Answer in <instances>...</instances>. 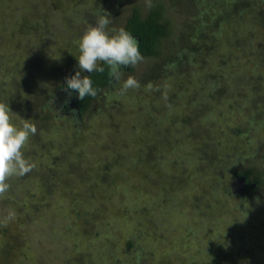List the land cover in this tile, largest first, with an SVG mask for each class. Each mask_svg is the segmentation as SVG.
I'll use <instances>...</instances> for the list:
<instances>
[{
	"label": "rangeland",
	"instance_id": "obj_1",
	"mask_svg": "<svg viewBox=\"0 0 264 264\" xmlns=\"http://www.w3.org/2000/svg\"><path fill=\"white\" fill-rule=\"evenodd\" d=\"M94 1L100 3L105 1V4L111 6L117 4L121 9L136 2L138 4L144 2V0H124L120 3L117 0ZM195 1L200 3L197 12L205 11L203 15L207 12L206 3L213 2V0H180L179 3L175 2L174 7L177 13L174 10L168 12L171 27L176 32L175 35L178 34V30L183 26L184 21L191 15L190 9L194 8ZM249 1L260 2L258 10L250 8L245 14L241 13L238 22L236 19L230 18L233 20L232 25L234 24L235 33L231 29H227L224 32V37L231 38L233 41L223 42L230 45L231 49H235L240 43L251 49L255 47L257 51H252L251 54L255 58L263 59V68L264 24L260 21L262 28L257 33V25H253L257 23L252 17H255L256 14L257 21L264 20V0ZM23 3L22 0L19 5ZM0 6H2L1 1ZM215 14L216 12L211 13V15ZM120 16H116V20L119 21ZM87 17H89V20L91 19L90 15L85 14L84 18ZM0 18H2L1 11ZM239 22L240 25L248 26L246 27L248 29L246 36L240 32V37L236 35V31L240 27ZM86 24H88V21ZM0 26L2 25L0 24ZM73 26L72 34L74 37H78L83 25L73 24ZM2 27H0V36L3 35L5 44L2 51L0 50V55H8L10 51L7 49L11 48V51H14L16 47L13 40L5 33L6 27ZM251 33L252 35L249 37ZM67 34V37L72 35L71 32H67ZM72 40L74 39H70V41ZM198 56L201 57L202 55L198 54ZM229 57L228 59H230ZM254 57L249 55L248 58L243 57L245 60L241 58L242 65H249L248 59H255ZM232 61L233 59L230 60V62ZM135 67V72L129 76L135 77L140 83V87L136 89L137 92L140 91L139 94H142L140 101L139 97L136 96L130 100L124 98H118L116 101L112 98L108 101L103 100L101 104L99 103L98 115L97 111H94L96 114L90 113L85 123L79 126L67 123L66 119H63L60 115V118L56 119L55 122L48 123L49 127L44 128L43 131L41 130L39 138H35L31 147L35 149L34 155H37L34 172L24 179L13 176L8 181L10 184L9 191L3 197H0V264H75L73 258L82 257L83 255L94 260V258H97L95 248L86 250L85 245L94 244L98 241H100V247L96 245L98 250L103 249L102 246H105V248L109 246L106 249V256L102 255L103 252L98 254V256L105 258L103 264H116L114 260L117 258L123 264L129 261L128 251L133 257L134 250L128 249L127 251V249H124L120 251L116 247L117 242L119 243L116 234L123 235L121 237L123 239L122 244H125V240H134L135 236L132 231L134 230L137 234L140 233L139 226L142 230H149L146 234L155 236L156 230L148 222L152 221L154 225L155 218L158 221L157 234L162 237L157 239L158 245H153L152 238H148L147 235L137 242L135 247L143 251L142 264H201V262H203L202 264H210L207 260H201L198 254L209 246L218 255L221 264L223 260L228 259V254H224L225 258L223 259V252L217 246V241L214 240L213 235L230 226L233 221L232 208L228 205L221 212V207H219L212 213L210 212L208 217V211L205 209L206 204L202 202L197 204L201 208L196 205L193 194L197 193V188L202 191L203 178L197 177L196 180L194 171L196 166H202V164L198 160L185 161L187 156L184 154V151L186 153L190 152L189 154L195 159V154L201 153L202 146L211 140H216L213 138H216L217 135L216 137L211 135L213 138L209 139V132L204 133L201 129L196 136L197 138L192 139L194 141H185L184 144L179 138L178 144H175L176 137L169 136L165 140L166 144L163 143V147L156 152L151 148V146H154L153 141H148L150 130L144 123L146 121V107L150 106V109L154 110L152 104L159 105V95L169 97V90L175 89L178 84L176 89L179 92L176 98V105L178 106L175 109L179 111L183 108L187 110L190 105V108L194 107L191 111L194 116L192 117L193 124L196 127L194 119L201 114V111L207 109L206 107L203 108V105L206 104L208 94L203 98L199 97V107H196L192 105V100H188L191 95L193 97L195 89L190 88L191 90L185 93L186 87L184 88L182 83L181 86L179 79L174 80L169 76L157 77L152 82H142L140 80L142 79L141 73L144 70L148 71L149 63L140 62ZM7 68H10V66H7ZM170 70L172 69L169 68ZM3 74V71L0 72V78ZM23 74L24 76L27 75L25 76L27 81L33 79L34 72H28L26 69ZM37 75L43 76V72ZM262 75L258 74L256 78H261ZM14 78L21 81L20 73H17ZM13 80L11 78L9 83L13 84ZM219 84L220 86L224 85L222 82H219ZM204 87V83L199 84L197 90ZM129 92L128 90L123 95L130 94ZM231 96L228 91L225 94H216V103L207 106L211 113L210 123L213 128H218V130L221 127L226 128L228 126L229 131H227L224 147L231 145L234 151L243 154L247 150L249 139L254 144V148L260 146V142L264 140V134L261 132L264 129L260 132H258L260 129L255 130L254 133L256 134L251 132L249 137L232 136L230 130L237 126L236 121L239 123L240 121L237 120L239 115L237 116V113L234 112L235 109H230L227 102ZM21 98H23V94ZM20 100L15 95L13 96L11 102L12 108H14L12 122L18 126H22L24 120H29L30 123L35 124L33 120L38 118L40 110L36 108L35 104L30 105V103L25 102L24 107H22L21 104L23 103ZM260 102L259 106L263 108L264 98ZM158 109L157 115L164 117L165 113L159 112H167L170 107L168 105L162 108L159 106ZM254 113L253 111L251 115ZM43 114L51 115L49 111H45ZM134 120H139L145 124L142 125L140 122L142 126H139L137 133L135 131L136 135L126 132ZM228 121L234 122L235 125L228 124ZM35 125L37 126V124ZM104 128L107 129V132ZM189 128L191 127L180 130L179 135L189 133ZM169 129L171 128L167 124L165 126L160 125V130L161 132L163 130L164 135ZM185 135L183 134L182 137H185ZM151 138L149 139L151 140ZM132 146L134 147L133 150L131 149ZM25 150L26 145L23 151L25 152ZM129 150L132 155L130 154L131 157L126 159L124 156H128ZM198 150L200 151L198 152ZM234 157L237 161V156L234 155ZM178 162L183 167L185 166V177L188 176L189 181L181 193H177L174 197L170 196L171 199L167 201L164 200L168 197L165 194V185H169V183L165 180V177H177L183 172L182 168L178 167ZM130 164L135 165L131 167ZM204 165L206 164L204 163ZM128 168L132 169L129 170ZM158 169L163 176H157L160 173ZM151 171L155 179L150 177L151 180L149 181L152 185H147L145 181L147 179L143 177L147 173L150 174ZM199 180L201 184L197 186ZM171 181L173 182V179ZM235 192L241 194L242 191L236 187ZM203 193L205 195L203 191L202 196ZM162 200H164L163 203H161ZM170 202L172 203L170 204ZM153 207H158V209L152 211ZM128 208L135 209L136 214L131 213ZM10 212L14 213L13 218L6 219ZM124 212L125 217H122ZM239 215L242 216L241 213ZM244 217L250 220L252 215L247 214ZM203 222L206 226L200 225ZM233 227H236L235 233L242 236L254 235L253 230L255 228H251L249 225L245 229L237 228L236 225L232 226V229ZM109 230L112 233H108ZM240 238L242 237H238V239ZM159 239L160 241H158ZM254 239L257 243L256 247L254 243H251V246H253L251 249H254L253 256L249 257L246 253L248 249H246L245 255L233 256L235 260L233 264H264V237L254 238L253 236V242ZM233 241L234 238L224 241L226 243L225 248L232 247V244H235ZM69 250H74L77 254L68 256L66 252L69 253ZM151 251L155 255H150L151 258L148 259ZM259 253L261 254L257 256ZM208 260L211 261V259Z\"/></svg>",
	"mask_w": 264,
	"mask_h": 264
},
{
	"label": "trees",
	"instance_id": "obj_2",
	"mask_svg": "<svg viewBox=\"0 0 264 264\" xmlns=\"http://www.w3.org/2000/svg\"><path fill=\"white\" fill-rule=\"evenodd\" d=\"M0 1L2 2V6H0L2 13L0 24L6 27L5 33L13 40L16 47L14 51H11V48L7 49L10 51L8 55H0V72L3 71L4 73L0 78V102L7 103L13 112L14 108H12L11 102L15 95L16 98L21 99L20 102L23 103L21 104L22 107H24L25 102L30 103V105L35 104L36 108L40 110L38 118L33 120L37 124V133L31 136L29 142L26 144L25 158L35 162L37 155H34L35 149L31 148L33 141L35 138H39L41 130L43 131L45 130L44 128L49 127V124L59 119L60 115L63 119H66L67 123L79 126L85 123L90 113L96 114L94 111L100 110V108L98 109L99 103L101 104L103 100L108 101L111 98L115 101L118 98L130 100L136 96L139 97L140 101L142 94H139V90L137 92V88L129 89L130 94H119V89L124 81L135 72L136 65L122 70L119 83H116L110 77L107 65H100V67L105 69L104 72L82 73V75H90L93 87L97 89L95 97L87 96L82 101L78 98V92L66 90L65 78L74 75L79 70L77 59L80 55L79 42L83 33L90 25L95 24L99 16L110 14L112 20V23L109 25L110 32L112 29L119 30L120 28H124L139 41L140 51L144 57L142 62H148L150 66L148 71H142V79H140L142 82H152L157 77L164 78L168 76L174 78V80L179 79L180 84L182 83L184 88L186 87L185 93L190 91V88L196 90L193 97L191 95L188 98V100H192V105L196 107H199V97L203 98V96L205 97L208 94L205 101L206 104L203 105V108L206 107L207 109L201 111V114L194 119L196 127L193 124L192 117L194 116L191 111L194 107L190 108V105L187 110L184 108L179 111L175 109L178 106L176 105V98L179 93L176 91L178 84L175 89L172 87L173 89L169 90V97L167 95L163 97L159 95V105L156 106L153 103L154 110H151L150 106L146 107L145 110L146 121L144 123H146V127L150 130L148 141H153L154 146H151V148L157 152L163 147V143L166 144L165 140L169 136L176 137L175 144H178L179 140L183 141L182 144H184L185 141H194L201 129L204 133L209 132V139L217 135L216 138H213L216 140H211L202 146L201 153L195 154V159L189 154L190 152L186 153L184 151V154L187 156L185 161L198 160L202 164V166H196L194 176L196 180L197 177L203 178V188L202 191L200 188L196 189L197 193L193 194V200L196 205L201 202L206 204L205 209L208 211V217L210 212L212 213L219 207H221V212L228 205L232 208L233 224L231 223L223 231H219L218 234L213 235L214 240L217 241V246L223 252V259L225 258L224 254H228V259L223 260L222 264L235 263L233 256L245 255L246 249H248L249 253H246L249 257L253 256L254 249H251L253 247L251 243H254L255 247L257 243L255 239L253 242V236L254 238L264 237V140L260 142V146L254 148V144L249 139L247 150L243 154L234 151L231 145L224 147L227 131H229L228 126L226 125V128L221 127L219 130L218 128H213L210 123L211 113L208 107L216 103V94H225L228 91L232 96L227 102L230 109H235L234 112L237 113V116L239 115L237 120L240 121V123L236 121L237 126H234V122L228 121V124L231 123L234 126V129L230 130V134L234 137H249L251 132L254 133L257 129H260L259 131L257 130L260 132L264 129V106L263 108L259 106L260 101L264 98L263 59L259 57L255 58L251 54L252 51H257L255 47L251 49L247 45L244 46L243 43H240L235 49H231L230 45L225 42L229 43L228 40H233L226 36L224 37V32L227 29H231L235 33L234 24L232 25L233 20L230 18L236 19L237 22L240 21L239 15L241 13L245 14L250 8L258 10L260 2L249 0H213V2L210 1V5L206 3L205 8L207 12L203 15L205 11L197 12L200 3L195 1L194 8L190 9L191 15L184 21L183 26L178 30V34L175 35L176 32L171 27V19L168 17V12L174 10L177 13L174 3H179L180 0H150L148 2L144 0V2L141 1L143 4L136 2L123 9L117 4L111 6L105 4V1L100 3L94 0H23L24 3L21 5L19 3L22 0ZM123 1L117 0L119 3ZM215 12V15H211V13ZM85 14L90 15L91 19L89 20V17L84 18ZM118 15H121L119 21L116 20V16ZM252 18L257 23L253 25H257V33H259L258 30L262 28L261 22L264 24V20L260 19L257 21L256 14ZM87 21L88 24H86ZM73 24L83 25L79 35L77 34L78 37H74L72 34L74 29ZM239 26L238 30L236 29V35L240 37V32L246 36V31L248 30L246 27L248 26L240 25V22ZM67 32H71V37L66 36L68 35ZM251 35L252 33L249 37ZM72 38L74 40L70 41ZM4 44V37L1 34V51L4 48ZM198 54L202 56L200 57ZM249 55L255 59L250 58L248 59L249 65H242V59L245 60L243 57L248 58ZM228 56H230V59H228ZM231 59H233L232 62H230ZM7 66H10V68H7ZM169 68L172 69L170 70L171 72ZM26 69L28 72H34L33 79L30 81H27L25 77L27 73L25 76L23 74ZM40 72H43V76L37 75ZM17 73H20L21 81L14 78ZM258 74L263 75L261 78H256ZM11 78L12 80L14 79L13 84L9 83ZM219 82H222L224 85L220 86ZM197 83H204L205 87L197 90V86L199 85ZM1 85H3V88ZM26 90H28L27 94L25 93ZM64 91H69L72 95H75L77 98L75 106H69L67 103L60 104L61 93ZM22 94L23 98H21ZM26 105L28 106V104ZM167 105L170 107L167 112H159L165 113V116H158L156 112H158L159 106L162 108L163 106L167 107ZM147 109L149 110L148 112ZM45 111H49L51 115L43 114ZM253 111L255 113L251 115ZM140 122L139 120H134L126 132L136 135L139 126L145 125L142 122V125H140ZM166 124L171 129L164 135L162 132L165 127L161 132L160 125L165 126ZM187 127H191L188 130L189 133H183L186 134L185 137H182L183 134L179 135L180 130ZM104 130L107 132V129L104 128ZM261 132L264 134V130ZM150 137H152L151 140L149 139ZM131 149L133 150L134 147L132 146ZM130 154L131 151L129 150L128 156L124 157L129 159L131 157ZM234 155L237 156V161ZM247 158L249 160H244ZM134 165L130 164L131 167H134ZM178 167L182 168L183 172L181 174L177 175V177H165L169 185H165V194L168 197L164 198V200L168 201L171 197L176 196L177 193H181L189 181L188 176L185 177V166L183 167L178 162ZM158 171L160 173L157 176H163L159 169ZM33 172L34 169L30 173L20 177V179L26 178ZM176 172L178 173V171ZM150 177L155 179L152 171L143 177L147 179L145 180L147 185H152L149 181L151 180ZM241 178L245 181L246 189L245 192L237 194L233 185ZM171 179H173V182ZM175 179L179 180L176 181ZM14 181L17 182L16 180ZM200 184L199 180L197 186ZM203 191L205 195L203 193L202 196ZM44 192L48 193L47 191ZM197 206L201 208L199 205ZM128 209L131 213L136 214L135 209ZM156 209L158 207H153L152 211ZM247 214L252 215L250 220L246 217L243 218ZM122 217H125V212ZM148 222L156 230L155 236L146 234L149 230H142L141 226H139L140 233L137 234L134 230L132 231L135 236L134 240H125V244H122L121 241L123 239L121 237L123 235L116 234L119 241L116 247L120 251L124 249H127V251L128 249L134 250L133 257H131L128 251L129 261L123 264H142L143 251H140L135 246L145 235L148 238H152L153 245H158L157 239L162 237L157 234L158 221L155 218L154 225L152 221ZM200 225L206 226L204 222ZM235 225L240 229H245L248 225L251 228H255L253 230L254 235L242 236L235 233L236 227L232 229V226ZM152 228L150 229L152 230ZM108 233H112L111 230ZM238 237L242 238L238 239ZM230 238H234L233 242L235 244L226 249L224 241H228ZM99 242L85 245L86 250L95 248L98 259L94 258L92 260L83 255L82 257L75 256L76 258H73V262L75 264H103L105 258L98 256V254L103 252L104 254L102 255L106 256V249L109 246L107 248L102 246L101 248L103 249L98 250L96 245L99 246ZM66 254L71 256L77 253L74 250H69V253L66 252ZM78 254L81 255L80 253ZM198 254L201 260H207L210 264H221L218 255L213 252L210 246L207 249L204 248ZM260 254H257V256ZM150 255H153L152 251L149 253L148 259L151 258ZM259 257L263 258L262 256ZM208 259H211V261ZM120 261L118 258L114 260L116 264H122Z\"/></svg>",
	"mask_w": 264,
	"mask_h": 264
},
{
	"label": "clouds",
	"instance_id": "obj_3",
	"mask_svg": "<svg viewBox=\"0 0 264 264\" xmlns=\"http://www.w3.org/2000/svg\"><path fill=\"white\" fill-rule=\"evenodd\" d=\"M111 23L110 14L101 15L94 25L87 28L79 42V70L65 78L66 90L78 92V98L82 101L87 96L97 95L90 75L82 73L104 72L105 69L100 65H107L110 77L119 83L123 69L135 66L144 59L139 41L124 28L112 29L110 32ZM139 87V81L129 76L120 87L119 94ZM12 115L9 105L0 102V197L9 191L8 181L13 176L23 177L36 167L35 162L25 158L23 149L31 136L37 133V127L29 120H24L22 126H17L12 122ZM13 216L14 213L10 212L6 219Z\"/></svg>",
	"mask_w": 264,
	"mask_h": 264
},
{
	"label": "flooded vegetation",
	"instance_id": "obj_4",
	"mask_svg": "<svg viewBox=\"0 0 264 264\" xmlns=\"http://www.w3.org/2000/svg\"><path fill=\"white\" fill-rule=\"evenodd\" d=\"M69 91H64L61 93V98H60V104L63 105L64 103H67L69 106H72L74 104L73 102V96ZM72 101V103H70Z\"/></svg>",
	"mask_w": 264,
	"mask_h": 264
},
{
	"label": "water",
	"instance_id": "obj_5",
	"mask_svg": "<svg viewBox=\"0 0 264 264\" xmlns=\"http://www.w3.org/2000/svg\"><path fill=\"white\" fill-rule=\"evenodd\" d=\"M73 96V102L74 104L72 106H75V101H77V98L75 97V95H72ZM72 103V101L70 102ZM234 189L237 187V188H240L241 189V193L245 192V189H246V184H245V181L243 178L239 179L238 182H236L234 185H233Z\"/></svg>",
	"mask_w": 264,
	"mask_h": 264
}]
</instances>
